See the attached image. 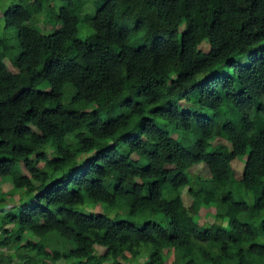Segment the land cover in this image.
I'll return each instance as SVG.
<instances>
[{"label":"trees","instance_id":"trees-1","mask_svg":"<svg viewBox=\"0 0 264 264\" xmlns=\"http://www.w3.org/2000/svg\"><path fill=\"white\" fill-rule=\"evenodd\" d=\"M88 1L47 9L44 32L23 4L3 11L29 81L0 37V177L18 194L0 185V264H48L58 237L73 245L54 256L64 264H251L264 217L258 231L236 220L248 203L231 179L246 154L239 180L264 207V0ZM197 163L227 226L199 223L180 198Z\"/></svg>","mask_w":264,"mask_h":264},{"label":"rangeland","instance_id":"rangeland-1","mask_svg":"<svg viewBox=\"0 0 264 264\" xmlns=\"http://www.w3.org/2000/svg\"><path fill=\"white\" fill-rule=\"evenodd\" d=\"M17 4H23L25 10L27 11V22L34 24L33 26L36 27L40 31H49L52 27L51 20L52 16L46 11L50 9L53 13L59 10V6L62 4L61 0H0V37L3 39V43L7 46H11L10 52L6 55L4 61L8 65V67L14 71L17 76L19 77L20 82L27 83L29 81V75L26 71H21L16 68L15 65V58L20 52L19 47L15 45V41L11 38L14 33V27H6L5 20L3 16V11L7 9H12L13 6ZM87 7L89 9L92 8L91 0L87 2ZM79 36L81 38L85 37L89 32L90 28L85 24H79ZM171 68V79L177 78L179 70L170 62ZM220 71H224L225 67H219ZM166 97L171 101H175L174 98H177V95L174 93V90L169 89L166 92ZM85 108V105H80L79 108ZM93 106H88L87 109H92ZM159 120L163 121L165 117H159ZM174 136L176 132L172 133ZM186 138L190 140H196L199 136L197 129L195 128V124L182 133ZM48 159L53 158L52 153L50 152L47 155ZM246 159V154L240 155L232 161V167L236 170L234 176L231 179V184L235 186V193L232 194L233 199H242L248 203V207L244 211H238L236 215V220L246 221L251 223L256 231H258L257 225L260 218L264 217V207H258L257 205L253 204L254 197L251 191L248 190L247 185L239 180L241 176V172L244 167V162ZM188 179L191 177V182L189 184L183 185L180 187L179 195L183 202V204L191 206L197 216V220L199 223L202 224H210L212 222L221 223L223 225H228V217L219 218L217 216V212L221 211L222 208L219 207L217 211V207L214 204L209 203V193L205 191L207 188H211V175L209 174V170L203 163H197L191 166L190 170L188 169ZM193 176V177H192ZM237 179H236V178ZM111 180V179H109ZM34 181V180H33ZM237 182V183H236ZM34 184H38L37 181H34ZM0 185L2 186V190L8 192V197H11L10 201L17 199L18 194L15 193L16 191L13 190V183L11 179L8 177L1 176L0 177ZM190 188L196 190L193 194L190 191ZM231 189H233L231 187ZM15 191V192H14ZM233 192V191H232ZM83 205V204H82ZM78 206V205H77ZM80 207V206H78ZM103 206L97 204L94 206V211L102 210ZM140 218V214L137 215ZM57 240L53 241H46V247L43 250L44 258L48 261V264H64V259L55 258V254L57 250H62L66 248L68 251L72 249L73 245L71 243H65L62 238L58 237ZM261 241V238L258 239ZM250 240L248 241V245ZM96 249L99 252H103L104 248L102 246L97 245ZM4 250V247L1 249ZM247 251H250L249 249ZM144 257H142L143 259ZM171 259V257H170ZM244 259L249 261L251 264H264V252L252 255L248 252L245 253ZM169 259L167 262L169 263ZM199 264V263H198Z\"/></svg>","mask_w":264,"mask_h":264},{"label":"built area","instance_id":"built-area-1","mask_svg":"<svg viewBox=\"0 0 264 264\" xmlns=\"http://www.w3.org/2000/svg\"><path fill=\"white\" fill-rule=\"evenodd\" d=\"M2 264H7V263H2Z\"/></svg>","mask_w":264,"mask_h":264}]
</instances>
